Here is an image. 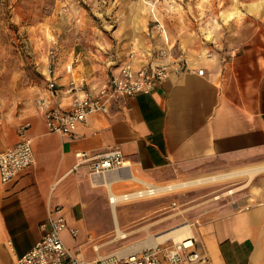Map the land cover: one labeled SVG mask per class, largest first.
I'll return each instance as SVG.
<instances>
[{"label": "crops", "instance_id": "obj_1", "mask_svg": "<svg viewBox=\"0 0 264 264\" xmlns=\"http://www.w3.org/2000/svg\"><path fill=\"white\" fill-rule=\"evenodd\" d=\"M249 20L250 17L241 19L239 26L232 23L235 39L227 35L220 45H205L192 40L190 34L188 38L183 36L179 28L174 32L159 22L163 27L161 36L155 24L147 25L140 44L134 46L135 41H129L130 50L124 56L102 55L98 62L89 58L78 79L72 76V60L62 69L54 65L60 88L71 80L98 84L117 72L130 52L142 55L164 47L168 49V60L183 61L188 70L169 71L150 94L115 99L107 115L87 116L72 137L48 133L34 104V115L26 122L30 125L26 135L31 140L34 163L12 181L0 183V264L14 261L33 247L55 206L64 209L68 228L78 231L75 237L63 231L65 246L89 261L105 257L94 244L90 231L95 224L87 203L91 188H106L105 180L110 175L119 178L109 184L115 194L113 184L129 182L135 174L148 183L151 182L142 178L191 181L264 166V12L252 19L256 21L253 25ZM196 69H202L203 74L197 75ZM39 96H47L46 84ZM17 139V133L16 137H0V152ZM113 150L120 151L127 166L103 176H89L90 161ZM80 153L86 155V161L77 166ZM98 178L100 182L95 183ZM224 181L227 180L205 185ZM245 181L243 178L240 186ZM240 186L233 188L236 190L224 205L210 207L208 213L195 216L191 223L182 222L174 213L159 208L158 203L145 204V210L152 212V220L136 228V250L132 252L171 244L168 239L143 247L142 242L147 236L187 223L192 227L195 248L203 257L199 264H264V171L255 174L247 186ZM179 190L119 201L114 205V217L108 202L116 238L117 226L123 232L122 214L116 211L119 203L142 202L144 198L178 194ZM106 191L108 195L107 188ZM122 194L126 193L115 195ZM161 201L162 205L170 203L169 199ZM111 256L117 255L106 257Z\"/></svg>", "mask_w": 264, "mask_h": 264}, {"label": "rangeland", "instance_id": "obj_2", "mask_svg": "<svg viewBox=\"0 0 264 264\" xmlns=\"http://www.w3.org/2000/svg\"><path fill=\"white\" fill-rule=\"evenodd\" d=\"M259 12H264V0H166L154 5L145 0H0V137H16L20 126L34 115L35 100L45 88V72L51 62L62 69L72 60L75 66L72 76L78 79L89 58L98 62L102 55L124 56L130 50L129 41H135L134 46L140 44L146 26L156 22L174 32L179 28L183 36L188 38L190 34L192 40L203 41L205 45H220L227 35L235 39L232 23L239 26L241 19L250 17L249 23L253 25L256 21L252 19ZM243 178L246 177L144 198L142 202L119 203L116 211L122 214L120 229L126 234L123 239L115 236L106 188L92 186L87 205L95 224L90 231L94 244L105 257L125 256L136 250L133 249L136 228L152 220V212L145 210V204L158 203L159 208L174 213L182 222L191 223L195 216L208 213L210 207L224 205L229 195L217 200L213 197L240 186ZM142 179L159 185L185 181ZM142 187L137 183L116 182L112 191L121 194ZM162 199H169L170 203L162 205ZM189 235L192 234L183 237Z\"/></svg>", "mask_w": 264, "mask_h": 264}, {"label": "built area", "instance_id": "obj_3", "mask_svg": "<svg viewBox=\"0 0 264 264\" xmlns=\"http://www.w3.org/2000/svg\"><path fill=\"white\" fill-rule=\"evenodd\" d=\"M166 0H145L154 5ZM155 28L162 36L163 27L159 22ZM167 47L146 51L137 55L130 52L120 63L117 72L107 75L98 84H88L83 80H71L66 87L56 84L54 63L48 64L45 72L47 96L35 100L37 112L42 116L46 131L52 134L72 137L76 128L86 117L93 114L107 115L111 103L119 98H130L138 94H150L161 83L169 71L188 70L186 63L169 59ZM207 54L206 56H208ZM72 65V63H71ZM71 65L66 67L69 72ZM202 75V69H196ZM29 123H24L17 131V141L0 152V183L12 181L20 172L32 166L34 155L31 140L26 135ZM85 154H77L81 165ZM122 154L113 150L92 159L89 176L103 175L125 168ZM43 233L33 247L23 256L8 264H199L203 261L195 248L192 235L171 244H161L125 256L103 257L94 261L82 258L77 252L67 248L62 240L63 231L75 237L78 231L68 228L64 209L55 206L50 209L47 221L42 224Z\"/></svg>", "mask_w": 264, "mask_h": 264}, {"label": "bare ground", "instance_id": "obj_4", "mask_svg": "<svg viewBox=\"0 0 264 264\" xmlns=\"http://www.w3.org/2000/svg\"><path fill=\"white\" fill-rule=\"evenodd\" d=\"M127 165H125L126 167ZM264 171V166L262 167H254V168H249V169H244L240 171H235L231 173H226V174H221V175H216V176H210V177H205L201 179H196V180H191V181H182L180 183H175V184H169V185H155L151 184L148 182H145L143 180H140L138 177L133 175L132 177H129V182H137L141 186H143L141 189H137L131 193H126L122 195H115L111 193L110 191V182L113 180L119 179L118 176L116 175H110L107 177V180H105V185L106 188L109 192L108 194V202L112 206V215L114 217V205L119 202V201H126L132 198H137V197H143V196H149V195H156L162 192H168V191H174V190H179V189H187L190 187H196L199 185H205V184H211L215 183L218 181H223V180H229L233 178H239V177H246L245 183L241 187H245L248 185L249 181L254 177L255 174L258 172ZM110 172H116V171H110ZM109 173V172H108ZM107 174V173H105ZM103 174V175H105ZM99 175V176H103ZM99 176H94V177H99ZM100 179L98 178L97 180L95 179V183H99ZM236 189H231L227 192L224 193V195H230L235 191ZM218 198V197H217ZM111 209V208H110ZM115 219V218H114ZM192 227L185 223L184 225H181L179 227L170 229L168 231L162 232L156 236L150 235L147 236V238L142 242L143 247H147L150 245H154L157 243H161L165 240H181L183 239V236L187 233H191ZM116 233L117 237L120 239L124 238L126 236L125 233L121 232L119 230V227H116ZM182 236V237H181Z\"/></svg>", "mask_w": 264, "mask_h": 264}]
</instances>
